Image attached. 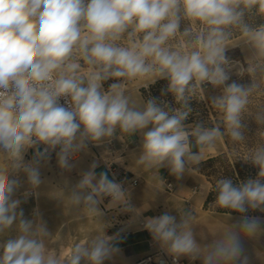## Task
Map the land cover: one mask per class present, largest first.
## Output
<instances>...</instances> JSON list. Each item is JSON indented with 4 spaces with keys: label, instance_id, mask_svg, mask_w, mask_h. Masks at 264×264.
<instances>
[{
    "label": "clouds",
    "instance_id": "9594fccd",
    "mask_svg": "<svg viewBox=\"0 0 264 264\" xmlns=\"http://www.w3.org/2000/svg\"><path fill=\"white\" fill-rule=\"evenodd\" d=\"M253 10L264 14V0H0V151L11 164V170L0 164V236L15 232L0 239V264H105L119 251L109 239L97 237L65 254L46 242L52 232L43 220L25 217L16 193L26 184V199L39 188L41 168L53 153L57 166L71 171L78 153L90 142L112 137L118 127L142 135L139 165L167 167L182 178L188 164L198 163L205 148L226 133L233 141L245 139L242 116L256 85L228 83L225 53L230 29L239 28L264 58V25L245 22L246 12ZM182 18L201 25L182 32L191 51L166 46L181 31ZM126 32L143 33L142 41L132 47L113 43ZM77 54L91 66L86 76L77 74ZM150 75L166 79V92L183 107L150 98L137 108L119 82L103 87L110 79ZM193 81L221 89L212 99L221 114L214 126L185 123L192 112ZM256 119L264 124V117ZM193 138L199 152L192 150ZM29 149L33 156L26 160ZM245 161L258 168L256 178L217 182L215 204L240 214L217 239L199 243L186 212L179 219L169 212L147 218L144 228L173 264L181 257L202 264H250L244 240L264 229V219L248 215L264 212V144ZM97 167L93 162L81 173L69 190L70 203L88 213H96L105 197L112 205L127 206L123 185L106 172L97 174Z\"/></svg>",
    "mask_w": 264,
    "mask_h": 264
},
{
    "label": "rangeland",
    "instance_id": "374dc122",
    "mask_svg": "<svg viewBox=\"0 0 264 264\" xmlns=\"http://www.w3.org/2000/svg\"><path fill=\"white\" fill-rule=\"evenodd\" d=\"M245 22L253 28L264 25V14H259L255 10L246 12ZM200 27L198 22H190L182 18L181 31L170 38L166 46L174 51L193 50L188 46L189 38L183 36L182 32L185 28L195 32ZM230 31L231 36L226 41L225 53L228 59L227 67L231 71V79L228 83L236 81L246 86L256 85L242 116L246 124L245 139L233 141L226 133L208 149L206 159L188 164L182 178L170 174L167 167L147 170L139 165L137 161L141 153V144L138 147V141L140 138L142 140V135L124 133L118 127L112 137L95 142L97 145L90 142L84 151L78 153L73 160L75 167L71 171L61 170L53 153L51 161L41 168L43 183L39 188L32 190L34 193L26 199L24 197L28 187L26 184L16 193V198L22 200L21 207L25 217L29 219L38 217L52 232L46 241L49 246L59 247L61 244H67L73 247L78 243L85 244L91 239L103 237L119 248L118 252L111 254L105 264H135L140 256L134 255L129 246H120L117 243L115 236L119 233L117 227H120L121 231L133 233L134 237L131 241H138V234L144 233L150 253H154L163 249L144 228L148 217L169 212L179 219V213H189L190 226L201 244L210 243L226 229L235 226V221L239 217L230 221L233 226L224 227L215 222L221 216L219 213H231L222 211V208L215 204L216 185L223 178H230L234 184H239L257 176L258 168L245 160L257 147L264 144V124L256 119L258 115L264 117V58L256 55L239 28H232ZM142 38L143 33L129 35L126 32L113 43L121 47H132L141 42ZM77 61L81 65L77 74L86 76L91 66L80 59L78 54ZM154 80L156 81L153 83ZM114 82L120 83V90L130 98V106L143 108L144 102L148 99L157 98L158 102L166 101L172 107H183L182 104L176 103L171 93L166 92L168 85L166 79H158L154 75L133 79L119 78L118 81L110 79L104 82V89L107 90ZM193 84L194 89L189 94L192 112L185 123L204 122L205 126H214L220 121L221 114L212 104V99L220 94L221 89L207 82L193 81ZM193 144L195 145L194 138ZM32 156L33 150L29 149L25 159L30 160ZM93 162L102 165L107 163L119 165L139 177L137 185L127 187L132 205L124 211H119L118 215L123 216L124 219L122 223L116 218L115 213L110 214L103 210L100 203L96 213H88L83 206L77 207L70 203L69 190L79 181L81 173ZM0 164L7 165L11 170V164L3 151H0ZM210 193H212L211 200L206 202ZM248 215L264 219V212L257 213L250 210ZM113 217L119 221L116 225H113L115 221ZM8 235H15V232H5L0 239L7 238ZM244 246L250 264H264V229L257 231L250 238H245ZM166 254L170 256L167 252ZM179 260V264H202L201 260H190L188 257H181Z\"/></svg>",
    "mask_w": 264,
    "mask_h": 264
},
{
    "label": "crops",
    "instance_id": "0c3cea01",
    "mask_svg": "<svg viewBox=\"0 0 264 264\" xmlns=\"http://www.w3.org/2000/svg\"><path fill=\"white\" fill-rule=\"evenodd\" d=\"M141 138L138 141V147L141 144ZM208 149L209 148H205V150L203 151V153L200 154V160H204L206 159L208 156ZM193 151L199 152V148L198 146H195L193 144ZM199 160V161H200ZM189 164H194V163H189ZM96 172L97 174H99L100 172H106L108 174L109 179H111V173L108 170V164L102 165V164H98V167L96 168ZM127 191V190H126ZM131 197L127 192V206L124 203L118 204V205H112L110 200L104 201L103 199L100 202L101 207L103 208V210L108 211V213H115L117 216L116 218H119L120 222L122 223L124 221V219L122 218L123 216L118 215L120 210L127 209L128 207H130L131 204ZM221 216L217 218V220L215 221L216 223H218L221 226L227 227V226H233L230 224V221H232L234 218H238L239 215L237 214H231V213H219ZM113 219H115L113 217ZM126 219L128 220V218L126 217ZM118 219H115V221L113 222V225H116L117 222H119ZM117 229H119V233H116V239H117V243L120 246H129L130 251L136 255V256H145L150 254V247L148 244V240L146 239V237L144 236V233H139V238L138 241H131V238L134 237V234L131 232H126V231H121L120 227H117ZM139 257V258H140ZM138 259V258H137ZM136 259V260H137Z\"/></svg>",
    "mask_w": 264,
    "mask_h": 264
},
{
    "label": "built area",
    "instance_id": "2783aa9c",
    "mask_svg": "<svg viewBox=\"0 0 264 264\" xmlns=\"http://www.w3.org/2000/svg\"><path fill=\"white\" fill-rule=\"evenodd\" d=\"M61 99V103H63ZM108 164V170L111 173V179H114L116 182H119L127 190V187L130 185H137L139 183V177L135 176L131 171L119 166ZM104 201L110 200L109 198H103ZM163 260L165 264H173V258L168 256L164 250H157L154 253L142 256L135 261V264H159ZM180 260H178L179 264Z\"/></svg>",
    "mask_w": 264,
    "mask_h": 264
},
{
    "label": "bare ground",
    "instance_id": "6f19581e",
    "mask_svg": "<svg viewBox=\"0 0 264 264\" xmlns=\"http://www.w3.org/2000/svg\"><path fill=\"white\" fill-rule=\"evenodd\" d=\"M202 187V186H201ZM52 247V246H50ZM61 251H63L65 254H69L71 252V249H72V246L70 245H67V244H61L59 247Z\"/></svg>",
    "mask_w": 264,
    "mask_h": 264
},
{
    "label": "trees",
    "instance_id": "16d2710c",
    "mask_svg": "<svg viewBox=\"0 0 264 264\" xmlns=\"http://www.w3.org/2000/svg\"><path fill=\"white\" fill-rule=\"evenodd\" d=\"M211 197H212V193L209 194V196H208L206 202H208L209 200H211ZM222 211H225V212H231V210H229V209H222ZM256 212H257V213H260V211H258V210H257ZM231 213H236V212H231Z\"/></svg>",
    "mask_w": 264,
    "mask_h": 264
}]
</instances>
